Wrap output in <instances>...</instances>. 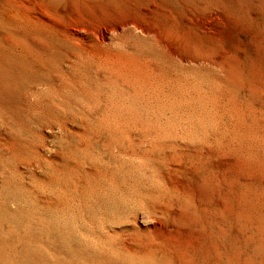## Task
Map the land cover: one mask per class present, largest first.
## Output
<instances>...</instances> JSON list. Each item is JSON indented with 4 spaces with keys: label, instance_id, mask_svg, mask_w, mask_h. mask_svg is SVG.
I'll return each instance as SVG.
<instances>
[{
    "label": "rangeland",
    "instance_id": "obj_1",
    "mask_svg": "<svg viewBox=\"0 0 264 264\" xmlns=\"http://www.w3.org/2000/svg\"><path fill=\"white\" fill-rule=\"evenodd\" d=\"M147 262L264 264V0H0V264Z\"/></svg>",
    "mask_w": 264,
    "mask_h": 264
},
{
    "label": "bare ground",
    "instance_id": "obj_2",
    "mask_svg": "<svg viewBox=\"0 0 264 264\" xmlns=\"http://www.w3.org/2000/svg\"><path fill=\"white\" fill-rule=\"evenodd\" d=\"M2 8H3V7H2ZM6 12H7V11H6ZM24 28H26V27H24ZM2 38H3V37H2ZM70 41H71V40H70ZM236 215H237V214H236ZM236 217H237V216H236ZM230 222H231V221H230ZM33 250H34V249H33ZM131 250H132V249H131ZM136 250H137V249H136ZM150 251H151V250H150ZM132 252H133V251H132ZM139 252H140V251H139ZM141 252H142V251H141ZM126 253H127V252H126ZM130 253H131V252H130ZM139 255H140V254H139ZM146 255H147V254H146ZM118 256H119V255H118ZM151 257H152V256H151ZM127 258H128V257H127ZM129 258H130V257H129ZM133 258L136 259L135 257H133ZM143 259H144V258H143ZM143 259H142V260H143ZM151 259L153 260V258H151ZM151 259L148 258V259H145V261H146V260H150V261H152ZM138 260H139V259H138ZM142 260H140V261H142ZM154 260H155V259H154ZM154 260H153V261H154ZM111 261H112V260H111ZM150 261H148V262H150ZM155 261H156V260H155ZM131 262H132V257H131ZM135 262H136V261H135ZM148 262H147V263H148ZM136 263H137V262H136ZM142 263H143V261H142ZM147 263H145V264H147ZM151 263H152V262H151ZM151 263H148V264H151ZM161 263H163V262H161ZM133 264H134V263H133ZM138 264H141V263H138ZM152 264H153V263H152ZM155 264H156V263H155ZM157 264H160V262H158Z\"/></svg>",
    "mask_w": 264,
    "mask_h": 264
}]
</instances>
